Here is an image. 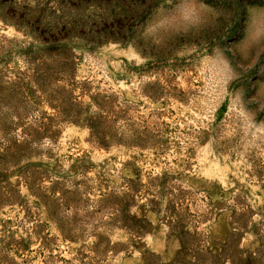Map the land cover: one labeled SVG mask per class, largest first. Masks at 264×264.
<instances>
[{"label": "rangeland", "instance_id": "374dc122", "mask_svg": "<svg viewBox=\"0 0 264 264\" xmlns=\"http://www.w3.org/2000/svg\"><path fill=\"white\" fill-rule=\"evenodd\" d=\"M178 2L0 0V264H264V0Z\"/></svg>", "mask_w": 264, "mask_h": 264}, {"label": "clouds", "instance_id": "9594fccd", "mask_svg": "<svg viewBox=\"0 0 264 264\" xmlns=\"http://www.w3.org/2000/svg\"><path fill=\"white\" fill-rule=\"evenodd\" d=\"M198 2L199 0H179L173 9V20L168 26L169 31L178 33L195 28L199 23ZM164 26L160 21L151 20L146 25L145 31L152 34Z\"/></svg>", "mask_w": 264, "mask_h": 264}, {"label": "snow or ice", "instance_id": "6c2138e0", "mask_svg": "<svg viewBox=\"0 0 264 264\" xmlns=\"http://www.w3.org/2000/svg\"><path fill=\"white\" fill-rule=\"evenodd\" d=\"M258 99L264 103V93H261L259 96H258Z\"/></svg>", "mask_w": 264, "mask_h": 264}]
</instances>
